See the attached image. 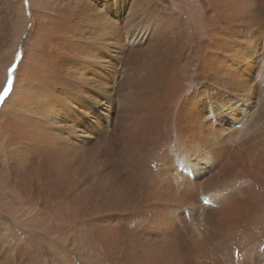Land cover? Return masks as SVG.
I'll use <instances>...</instances> for the list:
<instances>
[{"label":"bare ground","instance_id":"bare-ground-1","mask_svg":"<svg viewBox=\"0 0 264 264\" xmlns=\"http://www.w3.org/2000/svg\"><path fill=\"white\" fill-rule=\"evenodd\" d=\"M24 1L0 264H264V0Z\"/></svg>","mask_w":264,"mask_h":264},{"label":"rangeland","instance_id":"rangeland-1","mask_svg":"<svg viewBox=\"0 0 264 264\" xmlns=\"http://www.w3.org/2000/svg\"><path fill=\"white\" fill-rule=\"evenodd\" d=\"M64 1L63 0L62 1L61 0H48L46 4L44 3L43 7H46L45 9L47 11H49V10H52V8H53L52 5H56L57 4V6H59V4L61 2L63 3ZM117 1H120L121 2V1H127V0H108V2H110L111 8H113L114 11H116V9L114 8V6L118 4ZM182 1H184L185 3H187V0H182ZM13 2L18 7H19L20 3L25 4L24 3L25 2L24 0H16V1L13 0ZM47 5H49V6H47ZM101 5L102 4H100V2H98V6H101ZM25 6H26V4H25ZM29 23H28L27 27H29ZM28 31H29V29L27 28L24 31L23 35L21 36V38H20L21 40L19 39V42L17 43L16 48H15V51H13V53H12V55L14 54L12 56V58H9V55H5L6 57H3V58L0 57V78L3 77V79H4L2 82H0V97L2 96L3 91L7 90L9 88L10 84H11L12 74H13L14 67L16 66L17 59L22 54V51L25 49L24 42L26 41V36H27ZM6 65H7V67L5 69V66ZM254 72H255V70H254ZM224 114L222 116L219 115L217 117V120L222 119V117L224 116ZM100 120L103 123V118H101ZM100 136H102L101 133H100Z\"/></svg>","mask_w":264,"mask_h":264}]
</instances>
